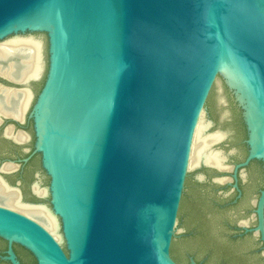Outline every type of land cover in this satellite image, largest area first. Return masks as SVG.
<instances>
[{
	"label": "water",
	"instance_id": "95a60500",
	"mask_svg": "<svg viewBox=\"0 0 264 264\" xmlns=\"http://www.w3.org/2000/svg\"><path fill=\"white\" fill-rule=\"evenodd\" d=\"M10 36L41 44L42 71L27 82L0 75V88L43 83L22 121L0 124L21 125L29 110L34 140L21 163L38 156L48 182L36 197L49 207L22 204L44 207L60 232L0 203L11 264L12 244L35 264H177L170 248L193 134L217 77L239 112L246 156L197 167L232 172L234 188L250 162L264 168V0H0V41ZM254 205L264 244V188Z\"/></svg>",
	"mask_w": 264,
	"mask_h": 264
},
{
	"label": "flooded vegetation",
	"instance_id": "af4514ba",
	"mask_svg": "<svg viewBox=\"0 0 264 264\" xmlns=\"http://www.w3.org/2000/svg\"><path fill=\"white\" fill-rule=\"evenodd\" d=\"M42 83L43 78L31 83L30 91L33 95V97H31L32 101L30 100L31 105H33ZM28 113L29 110L26 113L24 123L21 125L11 121L0 124V168L2 165H7L9 162H16L19 164V168L9 165L14 169L9 172L3 171L4 173H1L0 176L9 186H17L21 193V205H25L22 203H28L42 204L49 207L48 198L40 199L36 197V193L33 190L34 187L37 186H34L37 174L41 181L39 186L40 189L44 190V181L45 179L47 180L39 168L38 156H31L26 163H21L23 159L29 157L30 152L25 153L24 150L30 149L31 151L34 140L32 123L27 119ZM239 124L242 125L241 120ZM11 125L14 127H11ZM242 128L243 134L241 136L238 135V140L235 145H239L244 149L245 130L243 125ZM7 129H11V137L5 135ZM18 132L28 138L25 141L26 144L17 145L14 143L12 136L16 135ZM222 138L223 136L221 139ZM28 145L30 147H27ZM244 150L243 153L238 152L232 157V166L244 161L246 148ZM224 160L225 159L222 157V162ZM224 168H226V166H224ZM203 172L204 174L202 176L204 177V181L202 183L191 181V189L196 187L195 184L203 186V229L200 231V225L196 224L186 229V232L182 235L188 240L187 244H183L188 245L189 252L186 259L188 263H186V261L184 263L178 262L175 258L172 259L177 264H190L191 261L195 264H264V244L261 241L259 233L255 231L257 221L255 216L256 207L254 205L259 196V192L264 188L263 166L258 161H252L246 167L238 170L236 188L233 187L234 182L231 181L232 172H230V178L224 177L223 174H218L206 168L203 169ZM222 176L224 179H219V181L224 182L226 181L225 179H228L230 183L225 182L221 185L213 183L215 178ZM0 183H2L1 180ZM226 189H229V193H224ZM250 212V217L244 219ZM191 221L193 220L191 219ZM200 234L201 238L198 237ZM194 249L197 251L195 254L193 253ZM7 251V242L0 238V264H11L8 260L4 259L8 257ZM11 251L18 264H35L32 255L23 247L12 244Z\"/></svg>",
	"mask_w": 264,
	"mask_h": 264
},
{
	"label": "bare ground",
	"instance_id": "6f19581e",
	"mask_svg": "<svg viewBox=\"0 0 264 264\" xmlns=\"http://www.w3.org/2000/svg\"><path fill=\"white\" fill-rule=\"evenodd\" d=\"M40 43L31 38H13L0 45V75L11 80L27 82L31 79H37L42 71V61L40 52ZM31 93L28 89L4 90L0 88V116L11 117L22 121L30 103ZM208 127V123L201 117L196 125L191 144L189 156V167H197L201 162L212 167L225 169L222 164V156L211 150L212 146L221 139L219 134L203 135ZM11 129H7L5 135L11 137ZM17 143L25 142L28 138L18 132L12 136ZM14 168L5 165L3 171L9 172ZM219 181V180H218ZM223 182V181H219ZM37 195L46 194V190L34 187ZM0 203L6 205L9 209L31 217L40 222L44 228L58 240V225L55 218L43 207L21 205L19 195L0 183ZM19 200V201H18ZM56 210L59 211L55 204Z\"/></svg>",
	"mask_w": 264,
	"mask_h": 264
},
{
	"label": "rangeland",
	"instance_id": "374dc122",
	"mask_svg": "<svg viewBox=\"0 0 264 264\" xmlns=\"http://www.w3.org/2000/svg\"><path fill=\"white\" fill-rule=\"evenodd\" d=\"M36 37H41L39 35H35ZM13 36L8 37V39H13ZM4 41V40H3ZM0 41V45L4 44L7 41L3 42ZM36 41V40H35ZM41 45V44H40ZM44 57L46 58V50H45V43H44ZM41 52V47H40ZM44 74V73H43ZM231 108H234L235 111L239 114V112L236 110L235 106L232 103L231 97L226 91V89L223 86L222 78L217 77V79L214 82L213 89L211 93L209 94L205 107H204V115H203V121L205 123L207 119H210L213 122V126L211 128H208L205 130L203 135L208 134H219L223 136V139H220L217 143H215L211 150L220 153L223 158L226 159L227 166H232V157L235 156L238 152L243 153L245 151L241 146L235 145L237 143V138L233 136H238V131L234 126V115L231 111ZM233 140V141H232ZM232 141V142H231ZM27 147H30L29 145ZM202 167H192L188 169L187 176L191 178V181L197 182L196 178L203 175ZM230 171L228 173L223 174L224 177L230 178ZM44 181V180H43ZM47 180L44 181V186L47 185ZM224 193H229V189L224 190ZM194 193V192H193ZM183 195L187 198L184 201V205L182 208V212L180 214V217L177 218V222L174 228V237L173 240H178L180 237L186 232V229H189L193 227L194 225H200L202 219H196L195 221H191L190 214L191 211V203L190 201L194 198L191 193V183L188 186L184 187ZM202 210V206L198 207ZM202 212V211H201ZM251 212L244 217V219H247L250 217ZM58 237H60V232L57 230ZM61 244L64 243L61 241ZM188 245H181L179 242L175 243V247L170 255L172 258H175L179 260L180 262H185L188 255ZM197 251L194 249L193 253L195 254Z\"/></svg>",
	"mask_w": 264,
	"mask_h": 264
},
{
	"label": "trees",
	"instance_id": "16d2710c",
	"mask_svg": "<svg viewBox=\"0 0 264 264\" xmlns=\"http://www.w3.org/2000/svg\"><path fill=\"white\" fill-rule=\"evenodd\" d=\"M231 111L234 115V126L235 128L237 129V133L239 136H241L243 134V128H242V125L239 124L240 122V117H239V114L235 111L234 108H231ZM235 137L237 138L238 136L235 135ZM191 183V178H189L188 176L186 177V180H185V186H188L189 184ZM192 184V183H191ZM195 188H192L191 189V193L193 195V199L190 201L191 203V211H192V214H191V219L193 221H195L196 219H202L201 223H200V228L199 230L201 231L203 229V211L201 209H199L198 207L202 206V208H204V203H203V197H202V188L203 186H200V185H196L195 184ZM194 192V193H193ZM187 198L185 197V195L182 196V199H181V202H180V206H179V212H178V217H180V214L182 212V208H183V205H184V201L186 200ZM202 211V212H201ZM199 238H201V234L198 236ZM187 238L184 237V236H181L180 239L178 240H173L172 243H171V248H170V251L172 253L174 247H175V243L176 242H179L181 245L183 244H187ZM177 260V259H175ZM178 262H180L179 260H177ZM186 263H188V261L186 260Z\"/></svg>",
	"mask_w": 264,
	"mask_h": 264
}]
</instances>
